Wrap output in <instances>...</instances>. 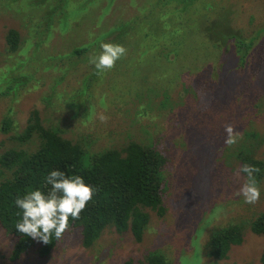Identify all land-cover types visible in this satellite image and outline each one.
<instances>
[{"label":"rangeland","instance_id":"obj_1","mask_svg":"<svg viewBox=\"0 0 264 264\" xmlns=\"http://www.w3.org/2000/svg\"><path fill=\"white\" fill-rule=\"evenodd\" d=\"M240 1L243 16L234 24L236 3L230 0H206L211 6L225 7L223 14L199 1L191 8L190 0H184L185 4L182 0H114L110 12L108 0H76L82 2L83 10L66 14L62 21L56 14L60 0H0V81L7 69L15 67L28 82L26 90L0 95V128L3 118L13 114L15 130L9 135L22 133L30 113L38 110L45 126L56 127L66 139H85L84 145L96 153L134 140L154 145L169 161L170 183L164 202L168 212L162 219L152 214L142 243L135 242L129 232L118 234L111 228L85 248L75 230L48 257H41L36 246L15 262L11 256L16 240L0 227V264H124L130 260L139 264L156 248L168 250L174 264H201L210 261L205 251L209 238L229 218L246 224V229L242 244L232 247L224 262L261 264L264 239L247 223L264 212V179L258 184V202L246 203L236 193L246 179L239 172L240 153L264 160V86H253L264 74V38L256 45L242 82L237 79L229 88L227 78L217 94L221 59L228 55L222 56L218 44L217 49L205 44L207 27L252 36L251 19L262 21L264 0L255 5ZM51 10V32L37 49L34 42L25 41L32 31L31 21L37 25ZM231 20L232 25L226 24ZM174 26L185 39L183 55L176 60L161 58L159 52L169 44L159 38ZM11 29L21 39L13 56L6 41ZM46 33L47 22L41 20L39 42ZM95 37L100 45L125 48L122 40L128 43L114 67L102 73L91 62L94 50L81 61L71 53ZM87 73L95 79L84 89ZM226 125L241 134L231 146L224 143ZM9 135L0 131V154L17 147ZM34 143L29 142L31 149ZM178 172L182 184L175 181ZM203 183H208L207 189Z\"/></svg>","mask_w":264,"mask_h":264},{"label":"trees","instance_id":"obj_2","mask_svg":"<svg viewBox=\"0 0 264 264\" xmlns=\"http://www.w3.org/2000/svg\"><path fill=\"white\" fill-rule=\"evenodd\" d=\"M60 1L56 13L59 14L60 21L65 18L66 14H78L83 10L81 7L82 2L74 3L76 0ZM108 1L107 9L110 12L114 0ZM197 1L203 3L202 5L207 9L212 8L218 14L224 13L225 7L211 6V4L206 3V0H190V3L193 4L191 8ZM232 1L236 3L232 14L235 24L236 20L243 16V5L240 0H230V3H233ZM249 1L252 5H255L259 0ZM182 3L185 4L184 0H182ZM188 11H190L189 8H187ZM52 13L53 10H51V13L42 16L41 20L47 22V33L40 42L37 36H40L38 28L41 20L37 25L31 21L29 28L32 31L29 32V38L25 40L28 44L34 42L38 49L40 44L46 43L47 35L51 32L49 18ZM229 13L231 16V10ZM251 21L255 24V31L251 37L243 31L233 29L230 31H221L213 27L205 29L206 41H208L205 44L211 49H217L215 44H218L220 49L223 48L221 50L222 56L226 53L228 55L221 59L222 64L217 79V88L214 91L216 94L220 91L221 85L227 84L228 80L231 82L229 88L237 79L242 82L243 75L246 73L248 65L251 64L252 60H249L255 47L264 38V15L260 23H256L254 19H251ZM57 22L53 26H56ZM226 24L232 25V20ZM122 33L123 30L120 35ZM182 36V33H179L178 28H175V26L171 31L167 30L163 36H160L159 42L169 44V46L159 52V56L164 59L173 58L176 60L178 56L183 55V42L185 39ZM40 37L42 38V36ZM97 39L95 37L86 44L75 47L71 53L78 61L85 59L91 50H94L91 58L98 56L102 49ZM6 41L10 54L12 56L17 54L21 44L19 32L11 29L8 32ZM122 42L127 48L128 43L123 40ZM169 47H172V49ZM141 48L148 50L142 44ZM154 61L155 55L153 57ZM22 64H24V61ZM17 72L20 73L15 76ZM11 74H13L12 77ZM23 74L15 67L7 69L0 81V95L7 97L11 95L13 90H26L25 86L28 82L21 78ZM94 75L96 74L94 73ZM88 76L87 73L83 79L84 89L89 88L88 86L94 83L95 77L91 76L90 78ZM254 82L253 86L262 88L264 86V74ZM14 130L15 120L13 114L4 117L0 131L4 135H9ZM60 133V130L56 127L45 126L40 112L33 110L23 132H14V135H9V140L16 143L17 147L0 154V227L16 240L11 260L18 262L24 254L36 246L39 248L37 251L41 257H48L64 237L75 230H79L81 244L85 248H91L101 238L102 234L111 228L118 234L129 232L135 242L142 243L152 223V214L162 219L168 212L164 204L170 185L167 177L169 167L167 157L154 145H143L135 140L127 142L121 148L113 147L96 153L89 150V146L84 145L85 139L73 141L66 139ZM29 142H36L33 144L36 145L35 149L30 148ZM238 162L241 167L248 164L258 168L259 172L254 173V177L257 185L262 182L264 179V160L257 159L255 155L241 152ZM53 170L62 171L68 176H80L86 184L92 186L96 191L92 200L81 212L80 218L69 219V226L63 237L60 240L53 237L49 244H44L16 230L15 225L22 219V212L15 205V200L18 196L23 197L31 190L49 192L51 185L46 183L45 178ZM242 175L246 177V174L242 173ZM175 181L182 184L179 172L175 177ZM202 185L205 189L208 188V183ZM198 200L201 208L202 198ZM230 220L232 222H229ZM233 221V218L224 221L221 224L223 227L215 230L211 235L205 247L210 261L201 264H227L224 261L228 259L230 249L242 244L246 224ZM247 225L253 233L264 239V212L257 215ZM169 255L168 250L156 248L145 255L144 261H138V263L174 264V261H171L172 256ZM124 264H134V261H126ZM261 264H264V250L261 255Z\"/></svg>","mask_w":264,"mask_h":264},{"label":"clouds","instance_id":"obj_3","mask_svg":"<svg viewBox=\"0 0 264 264\" xmlns=\"http://www.w3.org/2000/svg\"><path fill=\"white\" fill-rule=\"evenodd\" d=\"M100 54L92 58L98 73L110 70L126 52L125 48L118 44L103 43ZM105 117L101 116V120ZM226 146L237 143L240 133L232 125L225 126ZM240 173L246 174V179L236 193L242 196L244 202L254 204L260 198V189L254 177L259 169L244 164ZM46 183L51 185L47 193L41 190L28 191L23 197H17L15 205L21 209L22 219L15 228L21 234L30 236L44 244H49L54 237L60 240L69 226V219H79L81 212L92 200L95 189L86 184L80 176H68L59 170H53L46 176Z\"/></svg>","mask_w":264,"mask_h":264}]
</instances>
